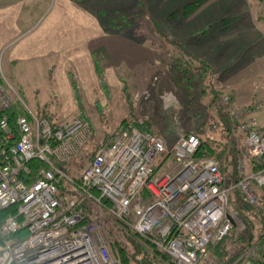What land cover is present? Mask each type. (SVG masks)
Returning <instances> with one entry per match:
<instances>
[{
	"label": "built area",
	"instance_id": "2783aa9c",
	"mask_svg": "<svg viewBox=\"0 0 264 264\" xmlns=\"http://www.w3.org/2000/svg\"><path fill=\"white\" fill-rule=\"evenodd\" d=\"M149 96L137 93L134 105ZM220 103L244 136L237 181L226 182L220 159L195 156L197 134L182 135L168 148L162 136L139 128L149 121L142 113L125 119L110 143L95 150L78 182L66 168L88 150L90 123L33 112L0 71V211L15 207L0 221V264H123L111 252L104 223L86 221L82 205L88 200L124 220L174 264H264V229L240 242L246 224L230 201L238 190L264 217V105L241 109L225 93ZM13 107L28 112L18 114L17 130L6 113ZM33 159L43 167L28 182L22 176H30ZM21 228L26 234L18 237Z\"/></svg>",
	"mask_w": 264,
	"mask_h": 264
},
{
	"label": "rangeland",
	"instance_id": "374dc122",
	"mask_svg": "<svg viewBox=\"0 0 264 264\" xmlns=\"http://www.w3.org/2000/svg\"><path fill=\"white\" fill-rule=\"evenodd\" d=\"M190 1L193 0H88L86 4L79 3L100 21L102 40L122 38L127 48L118 46V49H137L143 57L135 54L139 61L128 64L123 56L122 61L107 67L106 50L98 48L96 60L102 71L100 76L92 67H75L72 63L73 54L91 48L89 42H72L68 46L62 43L64 46L54 50L72 55L64 73L65 81L71 86V97L58 90L50 80L42 81L43 65H38L35 73H31L33 62L16 65V76H5L33 112L62 122L75 118L88 121L94 131L86 144L89 151L109 141L111 133L129 116L142 113L149 116L152 131L162 136L171 148L180 136L198 131L205 118L215 115L216 110L210 107L211 91L192 93L178 83L171 63L179 55L195 59L197 65L207 62L210 66L208 86L231 95L238 108L264 105V0H205L199 9L184 17L183 6ZM221 1L229 2L230 6L240 5L242 9L236 14V9L211 7ZM73 6V15H76V10L81 9ZM172 12L175 14L170 17ZM122 17L131 20L127 29L111 33L104 29L102 18L108 23ZM226 18H233L235 22L227 30L219 29V22ZM210 25L215 29L203 36L201 32ZM143 91L150 96L136 107L134 96ZM254 115L259 119L263 117L261 111ZM211 120L208 118L209 122ZM217 137L227 140L225 135ZM235 141L242 147L244 136L237 135Z\"/></svg>",
	"mask_w": 264,
	"mask_h": 264
},
{
	"label": "trees",
	"instance_id": "16d2710c",
	"mask_svg": "<svg viewBox=\"0 0 264 264\" xmlns=\"http://www.w3.org/2000/svg\"><path fill=\"white\" fill-rule=\"evenodd\" d=\"M81 4H86L88 0H74ZM205 0H193L186 3L183 6V15L187 17L199 9ZM105 15L104 12H101ZM175 12L169 14L173 17ZM102 17V15H101ZM119 21H122L119 22ZM235 20L233 18H226L219 22V29L227 30L233 25ZM131 20L126 17H122L120 20H110L108 23L103 21L102 25L107 32H120L121 30L127 29L128 24ZM210 28L203 29L201 32L203 36L207 35L208 32H213V26ZM201 61V60H200ZM174 62V63H173ZM171 63V71L178 78V83L192 93L201 91L207 93L211 91L212 101L210 107H214L215 115L208 116L205 121L199 126L198 131L194 132L200 138V146L196 153V157H216L221 160L223 171L225 173L226 182L232 183L238 180L237 173V161L239 158L245 156V145L242 147L237 145L235 138L237 135L243 136L238 130L234 121L231 119L229 113L226 111L225 107L220 103V99L224 94L223 91L213 88V86H208L207 81L208 72L210 70L209 64L207 62H200L198 65L195 64V59H191L188 56H177ZM98 74L101 76L102 71L98 67ZM208 87V89H206ZM232 98V97H231ZM233 100V98H232ZM234 102V100H233ZM235 103V102H234ZM9 117V122L12 128L17 130L16 120L18 114L28 112L21 107H13L7 112ZM212 118L211 122L208 121ZM125 121V120H124ZM123 121V122H124ZM122 122V123H123ZM149 122L143 125H139L142 131H148L156 134L152 131ZM17 132V131H16ZM217 134V135H216ZM216 135V136H215ZM224 136L227 140L223 141L217 136ZM1 136V131H0ZM109 141L97 146V150L100 146L109 144ZM85 150L82 160L69 168L66 171L74 176L76 181L80 182L79 174L86 169L93 159V154L95 152ZM29 168L31 170L30 176H22L26 181L31 182L39 173V170L43 167V163L37 159L31 160L29 163ZM63 166V165H61ZM65 168V166H63ZM68 194L73 195V192ZM145 195H149L145 191ZM108 205L110 202L104 200ZM230 201L233 207L238 211L240 218L246 224V229L244 232L240 233L239 241L243 243H248L251 238L261 236L264 229V217L262 213L251 206L245 198L240 194L238 190H232L230 192ZM82 210L86 215V221H102L106 227L105 235L110 241V248L113 254L120 257L123 264H174V260L166 253L161 252L148 238L141 234L135 232L124 220L114 219L107 215L106 209L103 207H98L93 200H88L83 203ZM15 212V207L8 208L6 210L0 211V221L1 219L7 217L8 215ZM26 234L24 228H21L17 233L18 237H23Z\"/></svg>",
	"mask_w": 264,
	"mask_h": 264
},
{
	"label": "crops",
	"instance_id": "0c3cea01",
	"mask_svg": "<svg viewBox=\"0 0 264 264\" xmlns=\"http://www.w3.org/2000/svg\"><path fill=\"white\" fill-rule=\"evenodd\" d=\"M73 5L81 9L76 10V15H73ZM211 7L232 11L236 9V14L242 9L240 5L230 6V3L225 1L215 2ZM100 29V21L74 0H0V71L13 78L17 72L14 70L16 65L33 62L31 73H35L38 65H43L41 72L45 75L42 81L50 80L56 84L58 90L71 97V86L65 81L64 73L65 66L69 63L68 58L72 55L60 54L54 48L68 46L72 42H89L88 46L91 48L73 54L75 56L72 63L75 67H92L95 74L99 67L96 60L98 48L106 50V56L109 58L106 61L107 67L122 61L123 56H126L128 64L139 61L135 54L143 57L142 52L137 49H118V46L127 48V43L122 38L102 40ZM51 68L52 75L49 74ZM41 115L53 118L47 114Z\"/></svg>",
	"mask_w": 264,
	"mask_h": 264
}]
</instances>
